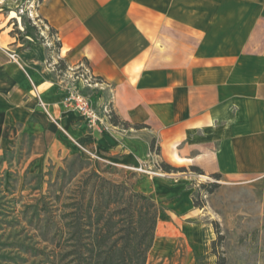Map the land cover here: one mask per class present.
<instances>
[{
  "label": "crops",
  "instance_id": "crops-1",
  "mask_svg": "<svg viewBox=\"0 0 264 264\" xmlns=\"http://www.w3.org/2000/svg\"><path fill=\"white\" fill-rule=\"evenodd\" d=\"M36 12L59 48L53 36L20 49L14 13L0 12V138L28 134L37 155L91 144L121 167L156 153L264 191V0H43ZM83 64L105 82L94 104L131 127L91 131L66 106L62 69Z\"/></svg>",
  "mask_w": 264,
  "mask_h": 264
},
{
  "label": "rangeland",
  "instance_id": "rangeland-1",
  "mask_svg": "<svg viewBox=\"0 0 264 264\" xmlns=\"http://www.w3.org/2000/svg\"><path fill=\"white\" fill-rule=\"evenodd\" d=\"M42 1L0 0V12L14 13L9 22L20 49L34 44L54 46L49 27L36 12ZM26 26L31 28L28 33ZM97 92L85 94L103 118L104 106L93 102ZM32 146L28 134L0 138V264H77L72 258H61L73 246L65 242L71 235L66 226L70 219L63 217L75 214L84 197L85 204L90 197L97 200L102 183L94 174L152 198L160 209L147 264H264L260 183L218 181L190 169L165 173L162 165L168 161L156 153L137 167H121L91 144L81 145L90 154L75 145L37 155ZM171 166L181 169L178 163ZM118 198L113 196L112 204ZM114 204L109 213L113 224L127 220ZM64 226L65 243L59 241ZM120 230L117 226L111 232V242L118 240V249L123 248ZM115 264L123 263L116 258Z\"/></svg>",
  "mask_w": 264,
  "mask_h": 264
},
{
  "label": "trees",
  "instance_id": "trees-1",
  "mask_svg": "<svg viewBox=\"0 0 264 264\" xmlns=\"http://www.w3.org/2000/svg\"><path fill=\"white\" fill-rule=\"evenodd\" d=\"M30 29L29 26H26L25 33H28ZM32 29L38 30L37 26H33ZM56 34L54 29L49 28L50 37L56 36ZM55 47H60L59 42L55 43ZM62 70L63 73L66 68L64 67ZM110 121L114 126L125 129L131 127L129 123L120 120L113 111ZM136 128L139 129L140 126H136ZM151 150L158 153L154 142L151 145ZM162 167L165 173L188 171L183 168L176 169L168 164H163ZM190 170L204 175V172L197 167H190ZM94 177L102 183L98 188L97 200L90 197L85 204L84 197L77 204L74 216L67 214L63 217V219H70V223L66 226L71 235L65 242L66 244L73 242V246H71L72 250L61 256L62 260L72 258V263L77 264H115L116 258H120L123 264H147L161 214L157 204L152 198L142 193L129 191L125 184H115L100 174H94ZM212 177L218 181L222 180L220 174H214ZM113 196L120 197L113 204L116 205V209L121 208L122 216L127 219L115 224H113V216L109 214L113 205ZM117 226H121L119 232L123 241L121 249H118V240L111 242L113 237L111 232ZM59 235V241L63 242L65 226L60 229ZM63 247L61 246V250Z\"/></svg>",
  "mask_w": 264,
  "mask_h": 264
},
{
  "label": "built area",
  "instance_id": "built-area-1",
  "mask_svg": "<svg viewBox=\"0 0 264 264\" xmlns=\"http://www.w3.org/2000/svg\"><path fill=\"white\" fill-rule=\"evenodd\" d=\"M10 57L14 61L18 59L16 54H11ZM62 76L68 80V91L64 98L66 106L81 116L90 130L98 132L107 129L111 122V108L104 106L103 118H101L98 111L92 105L91 96L85 94L86 90L102 91L105 82L101 78L96 77L89 66L84 64L76 68H68L62 73ZM76 145L87 154H90L86 148L79 144Z\"/></svg>",
  "mask_w": 264,
  "mask_h": 264
}]
</instances>
